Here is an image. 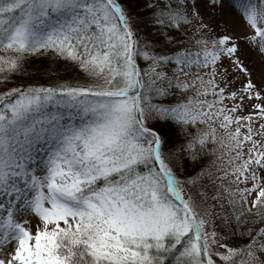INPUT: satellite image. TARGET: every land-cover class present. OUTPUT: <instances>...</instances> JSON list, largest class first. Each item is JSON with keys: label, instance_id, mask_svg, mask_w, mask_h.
Masks as SVG:
<instances>
[{"label": "snow or ice", "instance_id": "1", "mask_svg": "<svg viewBox=\"0 0 264 264\" xmlns=\"http://www.w3.org/2000/svg\"><path fill=\"white\" fill-rule=\"evenodd\" d=\"M0 264H264V0H0Z\"/></svg>", "mask_w": 264, "mask_h": 264}, {"label": "trees", "instance_id": "2", "mask_svg": "<svg viewBox=\"0 0 264 264\" xmlns=\"http://www.w3.org/2000/svg\"><path fill=\"white\" fill-rule=\"evenodd\" d=\"M59 63L63 64V61H59ZM170 139L172 140V143H178L179 142V139H177V138L170 137ZM198 167H199L198 163L196 165H193L192 161H188L186 171L189 175H191L193 171L198 169Z\"/></svg>", "mask_w": 264, "mask_h": 264}]
</instances>
